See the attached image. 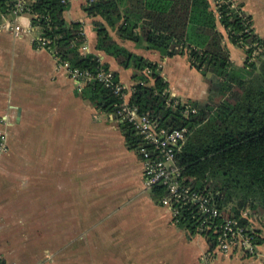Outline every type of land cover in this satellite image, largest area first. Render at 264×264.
I'll list each match as a JSON object with an SVG mask.
<instances>
[{"label": "crops", "instance_id": "obj_1", "mask_svg": "<svg viewBox=\"0 0 264 264\" xmlns=\"http://www.w3.org/2000/svg\"><path fill=\"white\" fill-rule=\"evenodd\" d=\"M235 1L264 39V0ZM85 3L68 0L64 19L82 24L87 52L108 63L129 89L131 69L95 51V23L105 22L88 16ZM31 20L29 11L0 10V114L9 117L0 125L8 147L0 158V262L27 264L15 250L32 244L31 233H42L43 260L33 264H229L239 252L203 260L205 238L177 225L170 211L154 202L140 158L126 146L118 123L76 94L49 51L33 47L38 31ZM110 34L129 49V41ZM142 50L160 57L132 51L159 65L172 97L206 99L207 85L190 70L186 56L162 58ZM178 57L184 58L183 73L170 83L164 64ZM258 228L264 239V223ZM259 252L254 264H264V241Z\"/></svg>", "mask_w": 264, "mask_h": 264}, {"label": "trees", "instance_id": "obj_2", "mask_svg": "<svg viewBox=\"0 0 264 264\" xmlns=\"http://www.w3.org/2000/svg\"><path fill=\"white\" fill-rule=\"evenodd\" d=\"M14 6L15 0H0L3 12ZM68 6L61 0H30L31 24L41 39H35L33 47L49 51L58 65L67 63L71 70L110 69L97 54H82V24L64 19ZM83 10L105 22L95 23V51L131 69L129 102L161 127L186 129L175 155L185 182L213 196L222 217L232 215L246 226L249 219L240 218L242 210L250 211L249 218L256 215L253 236L260 246L264 239L256 221L264 218V39L254 32L251 17L235 0H86ZM110 31L162 58L186 56L207 85L206 99L182 102L172 97L159 65L119 44ZM225 37L243 51V64H233ZM113 74L120 81L118 73ZM75 91L99 114L112 116L126 146L139 156L143 140L129 124L116 120L118 100L110 90L95 80ZM147 189L161 205L164 187ZM185 213L180 210L176 224L197 234L195 222L184 219ZM206 242L207 251H213L212 239Z\"/></svg>", "mask_w": 264, "mask_h": 264}, {"label": "built area", "instance_id": "obj_3", "mask_svg": "<svg viewBox=\"0 0 264 264\" xmlns=\"http://www.w3.org/2000/svg\"><path fill=\"white\" fill-rule=\"evenodd\" d=\"M92 1L88 0L89 3ZM61 2L67 3L68 0H61ZM29 3L30 0H15L12 12L18 14L28 11ZM36 39L41 40L39 36ZM80 51L82 54L87 53L86 44L80 47ZM59 67L66 70L78 92L85 85L96 80L117 98L116 120L129 124L143 140L138 153L144 186L146 188L164 187L166 195L163 196L160 204L170 211L175 223L180 219V210H184L186 212L184 219L190 217L195 222L197 234L205 240L212 239L214 249L211 252L207 251L203 260L208 261L217 253L227 255L239 252L244 257L259 255V245L255 242L252 226L256 215L249 218L250 211L242 210L240 218L249 219V224L246 226L232 215L222 217L213 196L200 192L185 182L180 168L175 163L176 152L186 138L185 128L167 129L161 127L158 121L148 113H140L139 108L129 102L131 86L127 89L121 81L116 80L111 69L100 66L97 72L92 73L89 70H71L67 63L59 64ZM8 118L7 115L0 114V125L5 124ZM7 151L6 137L0 132V158Z\"/></svg>", "mask_w": 264, "mask_h": 264}, {"label": "rangeland", "instance_id": "obj_4", "mask_svg": "<svg viewBox=\"0 0 264 264\" xmlns=\"http://www.w3.org/2000/svg\"><path fill=\"white\" fill-rule=\"evenodd\" d=\"M32 35L37 36V33L32 32ZM114 37H116V36H114ZM225 42L228 46L230 58H231V61L233 62V64L238 65V66L243 64V61H244L243 51L241 49L237 48L236 46H233L227 39H225ZM125 44L132 51L142 52L148 58L153 59V60L156 59V60L160 61V57L158 56L157 53H156L157 55L156 54L154 55L153 53H149L148 51L142 50V48L136 47L134 45V43L125 42ZM180 60H184V58L178 57V59L169 60V61L165 62V64H164L163 73L165 75V78H167L170 81V83L174 82L175 74L177 76H181V74L183 73V70L181 69L183 67H181L179 65ZM190 70L199 75V73L196 70H194V69H190ZM183 78H181L180 80H182ZM185 78H190V81H192V82L195 81V79H196V77L193 78L192 75L187 74V73H185ZM178 98L182 102L186 101V99H183L180 97H178ZM261 222L264 223V218ZM256 226L255 227L257 229H258V227H260V221H256ZM30 237L33 238L35 242L33 241L32 244H30V242H28L26 244H22L23 246H20V248L17 247L15 250V252H18L23 258H27L26 259L27 264H33L34 262H36L39 259L43 260V248H39V247H41L40 244L43 245V243H42L43 234L42 233H35V234L31 233ZM33 244L35 246H33V247L28 246V245H33ZM8 245H11V244L9 243ZM30 249H31V251H30ZM31 252H33L34 256L31 255ZM233 255L234 256L229 260V264H254V262H255L254 257L243 258L244 256H242V258H241L240 254H233ZM259 255H260V252H259ZM259 255H257V256H259ZM32 256H33V259H32ZM218 260L219 259L217 257V261Z\"/></svg>", "mask_w": 264, "mask_h": 264}]
</instances>
